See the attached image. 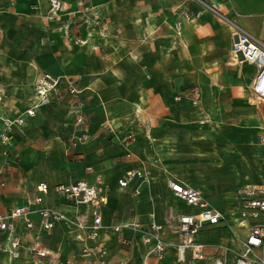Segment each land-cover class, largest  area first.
<instances>
[{
  "label": "crops",
  "instance_id": "1",
  "mask_svg": "<svg viewBox=\"0 0 264 264\" xmlns=\"http://www.w3.org/2000/svg\"><path fill=\"white\" fill-rule=\"evenodd\" d=\"M61 1L64 4L62 15H65L68 2ZM48 13L49 0H0V36L4 41L30 55L40 78L46 72L63 79L71 78L79 90L71 93L63 85L60 94L52 95L50 104L38 108L32 115L25 112L31 106L34 92L28 104L17 110L0 109V131L4 128L3 118H25L23 124L13 127V146L0 145V184L5 183L0 185V214L28 203L36 194L34 186L47 183L50 189L43 206L66 212L70 217L77 212L87 213L90 220L91 206L70 207L68 200L55 192L54 186L80 179L90 183L99 181L108 197L102 208L104 228L93 241L86 237L85 231H69L62 222L49 231L43 230L38 214L33 213L34 228L27 229L20 219L16 222L17 233L24 245L38 242L49 254L40 257L22 248L21 255L11 259L2 250L6 235L0 233V264H133L136 259L138 264H210L218 253L217 246L226 248L223 251L234 262L244 248L250 221L247 226L229 221L204 227L198 238L206 245L210 256L203 261L193 260L190 254L181 261L174 247L159 259L152 252L154 241L145 240L150 233V223L156 221L164 226L161 237L176 243L177 235L168 221L176 214L196 211L173 195L170 180L201 189L207 200L226 214L238 206V201L229 208L215 205L209 200L210 192L204 189L206 185L196 186L190 178L180 176V169L176 167L181 163L176 134L166 127V106L172 103V98L168 99L166 94L165 49L161 58L159 48L157 63L147 62L142 49H128V54L120 56L127 61L115 63L116 51L103 48L111 40L108 38L111 33L98 30L90 26L91 23L86 25L85 19L79 26L81 43L74 47L75 44L65 42L67 20L61 21L64 23L56 29L58 18H49ZM254 15L255 31L264 38V5L256 7ZM108 55L111 57L107 58ZM240 67L252 69L250 82L255 67L248 64ZM234 92L239 98L245 97L243 90ZM138 101L142 103L146 121L135 111ZM256 107V136L250 134L249 137L254 141L264 135V109ZM80 116L84 117V123L76 124ZM218 123L223 126L225 121ZM203 132L213 137L208 129ZM198 135L193 138L201 141L196 139ZM151 137L162 143L168 138L169 142L164 143V150L157 151ZM252 155L260 158L261 151L259 156L254 155V151ZM197 162H191L195 170L201 167ZM130 169L143 170L147 178L120 187L118 180ZM37 207L32 206L33 210ZM137 236L144 243L134 242Z\"/></svg>",
  "mask_w": 264,
  "mask_h": 264
},
{
  "label": "rangeland",
  "instance_id": "2",
  "mask_svg": "<svg viewBox=\"0 0 264 264\" xmlns=\"http://www.w3.org/2000/svg\"><path fill=\"white\" fill-rule=\"evenodd\" d=\"M65 1L67 14L59 17L55 25L58 29L64 23L61 21L67 20V44L79 47V26L86 19V25L91 23L111 33L107 36L111 40L103 48L116 51L115 63L127 61L120 56L128 54V49H142L147 62L157 63L159 48L161 58L165 49L166 94L172 98L166 106V127L176 134L181 162L176 167L182 178H190L196 186L206 185L209 200L223 208L236 203L239 189L253 193L264 182V145L257 147L260 145L255 144L262 142L249 138L250 134L256 136L257 104L248 100L249 86L244 100L234 92L243 89L239 80L249 82L239 72L249 73L252 69L229 64L228 59L237 26L264 41L254 24V10L264 5V0ZM36 68L28 53L0 36V109L12 111L28 104L35 82L40 79ZM138 102L139 117L146 121L142 103ZM219 121H225L223 126ZM206 129L216 141L203 132ZM195 135L201 141H196ZM151 141L164 145L169 139L162 143L151 137ZM253 151L260 158L254 157ZM196 160V165H201L198 170L191 163ZM134 242L144 243L139 236ZM133 264H138L137 259Z\"/></svg>",
  "mask_w": 264,
  "mask_h": 264
},
{
  "label": "built area",
  "instance_id": "3",
  "mask_svg": "<svg viewBox=\"0 0 264 264\" xmlns=\"http://www.w3.org/2000/svg\"><path fill=\"white\" fill-rule=\"evenodd\" d=\"M64 10L61 0H49V18H59ZM179 29V26H178ZM229 62L234 65H252L255 67V75L250 81V91L259 98L256 103L260 110L264 109V41L254 36L242 27H236L232 33V46L229 52ZM71 93H77L74 79L54 76L51 73H44L36 81L34 95L31 98V106L26 110V115H32L36 110L52 101L53 94H60L62 86ZM25 118L17 116L15 118H3L4 128L0 131V145L13 146V127L23 124ZM84 123V117H78L76 124ZM264 144V135L259 138ZM146 175L141 169H130L118 180L120 187H127L137 179H146ZM4 186L5 183L0 184ZM169 187L173 195L183 200L187 205L194 207L195 212L180 213L174 215L168 225L177 235V242L171 243L161 237L163 225L152 221L150 223V233L146 241L153 240L152 252L163 259L169 249L174 247L181 261L186 259L187 254L195 261H203L210 255L207 247L202 243L198 235L204 227L217 226L229 221H238L243 226L248 222L247 236L243 243V250L232 262L226 248L217 246L218 253L212 255L210 264H264V183L253 193L244 189L237 192L238 206L231 210L229 214L214 207L205 197L201 189L179 180H170ZM50 186L47 183H40L34 186L36 194L28 203L17 205L6 213L0 214V233L6 235L2 250L7 252L11 259L21 255L22 248L40 257L46 256L48 251L40 247L38 242L24 245L16 230V222L22 220L27 229H32L35 223L31 214L37 213L39 216V226L41 229L49 231L59 222L64 223L70 231L72 229L83 230L90 240H97L100 232L104 228L102 221V208L108 202V197L103 185L97 181L90 183L80 179L72 183H60L54 186L57 194L68 200V205L77 208L79 205L91 206V219L88 220L87 213L77 212L74 217H70L66 212H61L55 208L43 206L45 195L49 192ZM38 207L33 210L32 206ZM247 226V224H246ZM259 251V252H257ZM144 264H146L144 262Z\"/></svg>",
  "mask_w": 264,
  "mask_h": 264
},
{
  "label": "bare ground",
  "instance_id": "4",
  "mask_svg": "<svg viewBox=\"0 0 264 264\" xmlns=\"http://www.w3.org/2000/svg\"><path fill=\"white\" fill-rule=\"evenodd\" d=\"M222 5V4H221ZM232 6V5H231ZM230 64V62H229ZM234 65V64H233ZM239 75L242 77V78H250V74L249 73H241L239 72ZM241 78V79H242ZM239 83L240 85H242L243 87V92H244V95L248 96V93H247V88L249 86V97H248V100L250 101V103H257L259 101V98L257 96H255L251 91H250V83L247 82V81H244V80H239ZM1 95V94H0ZM136 104H138V108L135 107V111L140 113L141 112V104L139 102H137ZM136 106V105H135ZM155 148L157 149V151H161V150H164V145L161 144V143H156L155 144ZM172 172V171H171ZM173 174V173H172ZM201 174V173H200Z\"/></svg>",
  "mask_w": 264,
  "mask_h": 264
}]
</instances>
